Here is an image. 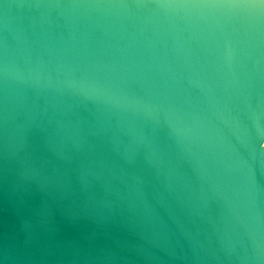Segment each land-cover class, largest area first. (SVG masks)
I'll return each instance as SVG.
<instances>
[{
    "label": "water",
    "instance_id": "obj_1",
    "mask_svg": "<svg viewBox=\"0 0 264 264\" xmlns=\"http://www.w3.org/2000/svg\"><path fill=\"white\" fill-rule=\"evenodd\" d=\"M0 264H264V0H0Z\"/></svg>",
    "mask_w": 264,
    "mask_h": 264
}]
</instances>
